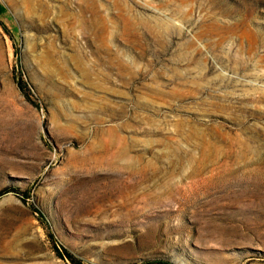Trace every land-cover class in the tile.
Here are the masks:
<instances>
[{
  "label": "rangeland",
  "instance_id": "rangeland-1",
  "mask_svg": "<svg viewBox=\"0 0 264 264\" xmlns=\"http://www.w3.org/2000/svg\"><path fill=\"white\" fill-rule=\"evenodd\" d=\"M55 246L264 264V0H0V264Z\"/></svg>",
  "mask_w": 264,
  "mask_h": 264
},
{
  "label": "trees",
  "instance_id": "trees-1",
  "mask_svg": "<svg viewBox=\"0 0 264 264\" xmlns=\"http://www.w3.org/2000/svg\"><path fill=\"white\" fill-rule=\"evenodd\" d=\"M3 24V23H2ZM4 26V25H3ZM5 27V26H4ZM6 28V27H5ZM22 88V87H21ZM35 211H37V209H34ZM55 251L56 254L62 258H67L69 261H71L73 264H79L76 259L73 257V255L65 248L63 247H57L55 246ZM154 264H174L173 262H171L170 260L167 259H161L158 261H155Z\"/></svg>",
  "mask_w": 264,
  "mask_h": 264
},
{
  "label": "bare ground",
  "instance_id": "bare-ground-1",
  "mask_svg": "<svg viewBox=\"0 0 264 264\" xmlns=\"http://www.w3.org/2000/svg\"><path fill=\"white\" fill-rule=\"evenodd\" d=\"M135 183V182H134ZM135 202V201H134Z\"/></svg>",
  "mask_w": 264,
  "mask_h": 264
}]
</instances>
